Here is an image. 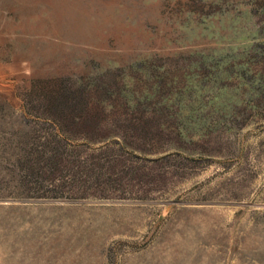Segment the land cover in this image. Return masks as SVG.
<instances>
[{"label":"rangeland","instance_id":"obj_1","mask_svg":"<svg viewBox=\"0 0 264 264\" xmlns=\"http://www.w3.org/2000/svg\"><path fill=\"white\" fill-rule=\"evenodd\" d=\"M0 264H264V0H0Z\"/></svg>","mask_w":264,"mask_h":264}]
</instances>
